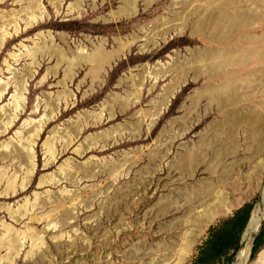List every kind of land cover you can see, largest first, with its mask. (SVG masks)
Returning a JSON list of instances; mask_svg holds the SVG:
<instances>
[{
	"label": "rangeland",
	"instance_id": "obj_1",
	"mask_svg": "<svg viewBox=\"0 0 264 264\" xmlns=\"http://www.w3.org/2000/svg\"><path fill=\"white\" fill-rule=\"evenodd\" d=\"M122 1L63 0L57 12L52 0H41L46 19L27 28L26 21L37 0H0V29L12 32V20L20 26L19 35L7 38L0 48V83L10 80L0 99V126L6 125L8 112L16 115L0 134V144L8 142V148H0V153L20 147L23 133L33 132V128L38 131L31 147L35 159L29 163L36 168L30 169L33 173L24 190L10 193L5 188L6 179L15 173L18 187L29 164L25 166L14 159L13 153L0 160V168L6 167L0 183V206L16 210L28 202L22 218L16 221L1 209L0 221L17 236L31 229L11 264H176L188 246L189 254L182 259V264H187L211 225L249 205L251 214L262 200L264 133L248 151L245 143L253 128L242 123L233 127L240 145L237 155L223 148L229 132L224 127L226 115L232 109L243 113L254 109L260 119L264 118V56L249 54L252 59L248 56L240 65L222 59L225 63L220 65L223 67H219L217 78L213 72L210 74V62L215 59L211 57L213 51L227 47L223 38L230 48L233 45L229 42L244 34H264V0H240L242 9L255 16V25L252 22L238 29L229 24L224 31L210 26L207 13L211 0H137L132 3L137 8L135 14L111 17V11L118 10ZM62 34H66L65 40L60 38ZM131 34L138 35V40L103 74V81L99 70L90 69L94 65L91 60L77 67L75 77L68 76V58L77 55L78 49L91 53L100 40L106 39L102 51H109L120 45L118 37L125 46ZM21 42L35 53L25 54ZM263 43L258 40L255 45H247L263 50ZM10 52L24 54L14 58ZM143 66L147 72L160 67L168 72L156 83L155 73L150 77L145 72L139 87L138 74L143 72ZM229 74L238 79L237 94L243 99L219 113L218 94L214 92ZM20 76L26 81L18 94L20 98H15L12 95H17ZM121 78H125L123 83H119ZM176 81L182 86L154 123L153 116L143 115L141 110L155 111L167 86L176 85ZM138 89L142 93L140 102L134 97ZM109 94H116L118 99L111 101ZM106 99L108 104L100 121L99 106ZM14 100L18 109L12 108ZM69 138L72 144L66 147ZM47 141H51L56 157L48 165L51 154ZM257 141L263 143L262 148ZM80 148L84 150L82 154L77 152ZM49 175L59 176L60 182L40 186L41 178ZM36 194L41 198L35 200ZM57 200H63L64 205L58 206ZM221 201L229 204L231 212L225 211ZM214 210L216 217L206 224L205 216ZM67 213L73 217L69 221ZM63 221L68 222L64 228ZM263 227L264 219L253 235L251 254ZM59 228L64 236L54 238ZM35 233L42 235L44 243ZM32 235L34 245L41 246L39 250L36 246L34 256L27 258ZM0 236H7L1 225ZM263 248L251 256L248 264H261L258 255ZM6 253L3 249L0 256Z\"/></svg>",
	"mask_w": 264,
	"mask_h": 264
},
{
	"label": "bare ground",
	"instance_id": "obj_2",
	"mask_svg": "<svg viewBox=\"0 0 264 264\" xmlns=\"http://www.w3.org/2000/svg\"><path fill=\"white\" fill-rule=\"evenodd\" d=\"M2 1L4 2L5 0H2ZM52 1H53V4L55 5L56 11L60 12L63 0H52ZM136 1L137 0H123L122 5L119 7L118 10H112L111 11V13H110L111 17L119 18L121 16H129V15L135 14L137 11V8L133 4H135ZM151 1H153V0H150L149 3ZM130 4H132L133 6L129 7ZM258 4H259V2H258ZM193 5L196 6V9L199 8L198 6H200V5H197L195 3ZM238 7H240L241 9H236ZM32 8H34V9H32V11L29 14L30 19L28 21H26V27L27 28L34 27V26L38 25L39 21H44L47 17V14L45 13V7L43 6L41 0H37V4H34L32 6ZM201 9H203V8H201ZM204 11H205V9H204ZM190 13H192V12L190 11ZM204 13L206 14L207 11ZM207 14L209 16L208 18H210V24H211L210 26L213 25V29L220 27V29L223 31L227 28V26L229 24H230V26L234 25V27L236 26V28L239 29V26L245 27V25L251 24L252 22L254 24L256 22L255 16H252L251 12L249 10L244 11L242 9L241 4H240V0H211L210 1V9L208 10ZM184 15H187V14H184ZM197 15H198V13H197ZM180 19H181V17H180ZM186 19H188V18H186ZM205 22H207V21H205ZM200 25H201V22H200ZM12 26H13L12 32L6 31L5 29H0V48L5 44V42L7 41V38H9L13 35L14 36L19 35L20 26H18V24L15 20H12ZM184 26H182V27H184ZM200 29H203V28L201 27ZM21 30H22V28H21ZM181 30H182V28H181ZM193 30L196 31L195 28H193ZM218 33H217V35H218ZM224 33L228 34V32H224ZM49 34L51 35L52 38L54 37L51 33H49ZM219 36H220V34H219ZM215 37H216V35H215ZM60 38L65 40L66 34L60 35ZM219 38H221V37H219ZM117 39H118L120 45L118 46V48H114V49L109 50V51H102L104 45L106 44V39L100 40L99 44L98 45L96 44V46H95L96 49L91 53H88L87 51L83 50L82 48L78 49L79 51H78L77 55H74L72 58H68V62H69L68 73H67L68 76L71 79L73 77H75L77 74V71H76L77 67L82 66L84 64L83 61H90L91 60V61H94V65L90 69L91 70H93V69L99 70V72H101V74H102L100 81H103V74H105L118 60H120L125 55L126 51L131 48L132 44L138 40V35L131 34L130 40L128 41V43L125 46L123 45L122 38L118 37ZM216 40H218V39H216ZM258 40L264 42V34L262 36H257V35L250 36L248 34H244V35L240 36L239 38H236L235 42H229V45H233L232 47L229 48L228 44L225 43V38H223L222 41L225 44V46L227 45V47H225L223 49L216 48L218 50H216L215 52L213 51L211 57L215 58V59H212L213 62L210 59V61H211L210 62L211 63L210 64L211 65L210 74H212V72H213V76L216 78L218 77V75L220 74L218 72H221L220 68H222L224 66L223 64L225 63V62L222 63L223 62L222 59H226L227 61L231 60L230 62H236L237 64L240 65V64H244L243 62H245V61H243V60L246 57H248L249 54H252L255 57H260V58L263 57L264 56V43L261 45V48H263V50H258V49L252 48L253 45H255L254 43ZM218 42H219V40H218ZM247 43L253 44V45H251L252 47L247 45ZM21 46L26 48L25 54L33 55L35 53V50L32 51L27 45H25L22 42H21ZM190 50H191V52L194 53V50H192V49H190ZM209 52H211V51H209ZM22 54H24V52L18 53V54L15 52L9 53V55L11 57H14V58H18ZM208 55L209 54L207 53V56ZM251 56H249V58ZM62 58H64V57H62ZM250 59H252V57ZM227 61H226V63H227ZM246 62H249V61H246ZM34 63H37V61H33V64ZM160 63H161L160 60L157 61L158 65H160ZM221 64L223 65L222 67L220 66ZM227 64H226V67L228 66ZM229 64H231V63H229ZM232 65H235V64L233 63ZM146 66H148V65H146ZM146 66H143L141 68V69H143V72L138 74L139 75V82H138L139 87H140V85H143V83H144V80H145L144 73L147 72ZM156 67H158V66H156ZM7 68H9L8 64H7ZM32 68L33 67H31L30 72H29L30 77L32 76ZM163 69H162V67H160L159 69L155 68V70H152V71L148 70L147 73H149V74H147V75L150 76V74H151L150 77H152L153 72L155 73L153 77H155L156 79H154L153 83H156L158 80H160L162 78V76H164L168 72V70H163ZM229 69H231V68H229ZM34 71H35V69H34ZM0 81H1V78H0ZM25 81H26L25 77L20 76L19 80L16 82V84L18 85V88L17 89L15 88L17 95H12L13 97L16 98L18 96L20 98V95H21L20 92L24 88L23 86H24ZM124 81H125V78H121L119 80V83H123ZM9 83H10V80H6V81H3L2 83H0V99H2L4 97L7 85ZM62 83L65 84L66 81H63ZM176 83H177V81L175 82V84ZM211 83H213V82H211ZM237 83H238V79L236 77L232 76V74L231 75L229 74L228 76H226L225 78L222 79V84H218V85H220L218 90H217L218 93L214 92V94L215 93L218 94V96H216L218 103L216 100L215 101H216L217 105H219L218 109L216 108V110H218L219 113L227 107H233L234 104L240 103V101L243 99V97L241 95L237 94V89L239 87ZM214 84H215L214 85L215 87H218V86H216V83H214ZM181 86L182 85L178 84V83L172 87L167 86V90L165 91L166 93H164L162 101L160 100L157 103L156 110L155 111H144L142 109L141 111H142L143 115L151 114L153 116V122L155 123L159 114H161L163 111H165V109L167 108V106L169 105V103L171 101V98L174 96V93L176 92V90H179ZM154 87H155V84H153L149 88L150 92L154 89ZM209 90H210V88H209ZM18 94H20V95H18ZM141 94H140V89H138L134 93V97L137 100L136 102L141 101ZM22 98H24V97H22ZM108 98L111 101H116L118 99V96L116 94H109ZM127 98H129V97H127ZM124 102H125V100H124ZM22 103H24V102H22ZM107 104H108V102L106 99L102 103L103 106H99L101 109L99 112V114H101L99 117L100 121H102V114H103V111H104ZM213 104H214V102H213ZM12 105H11L12 108L17 107V104H15V100H14V103H12ZM122 106H124V105H122ZM125 107L126 106H124L123 109ZM16 109H18V107ZM3 111H4V113H6L7 109H5V107H4ZM85 113L87 116L89 115L88 112H85ZM226 116L227 117H226V122L224 124V127L226 129H228L229 132L227 133L228 135H226V145L224 146L223 150L224 151L226 150L227 153L230 151L232 153V150H233V154L237 153V151L240 148V145L236 142L237 133L235 132L233 127L234 126L240 127L242 123H246L248 126L253 128V130L251 132H249L248 140H246V143H245L246 150L251 151L252 147H253V142L254 141L256 142V138L259 135L264 133V118L260 119L259 114L257 112H255L254 109H248L245 113H243V110L239 112L238 110L233 111V109H232L231 113L227 114ZM15 117H16V115H12V113L8 112L7 123H6V125H4V127L0 126V134L4 133L8 129L7 124L8 125L12 124V122H14ZM257 119H258V122L256 121ZM219 130H220V128L216 129V131H219ZM214 132H215V130H214ZM28 133H30V134H28ZM16 134H17V132H16ZM18 134H19V132H18ZM62 136L65 137V135H62ZM36 137H38V131L36 132V128L35 129L33 128V132H32V130H30V132L23 133V137H21V139L24 141V143L20 147L13 146V148L10 150L9 153H6V152L4 153V151H2L0 153V160H6L9 157V154L13 153L14 159L16 158L17 161H22L24 165L26 163L32 164L33 163L32 158H34L35 156H34V154H31L32 153L31 147L34 144V138H36ZM215 137H217V136H215ZM215 140H217V139L215 138ZM257 143H258V145H261V144L263 145V143H261L260 141H257ZM71 144H72V139L69 138L67 141L66 147H69ZM206 144H208V143L206 142ZM45 145L48 148V153L51 154V158L48 160L50 163H46V164L47 165L52 164L56 160L54 148L52 146L51 141H47ZM210 145H211V143H210ZM262 145H261V148H262ZM0 148L7 149L8 148V142L0 144ZM77 152L82 154L84 152V150L82 151L80 148V149H77ZM196 154H198V153H196ZM30 164H29V167H25V169H29V171L25 172L27 174H25V177L22 178L18 187L16 186L15 173H13L10 177H8L6 179V187L5 188L8 189L10 191V193L16 194L19 190L22 191L26 188V186H28V184L30 183V177L32 176V173H33V172L31 173L30 169H32V171H33V169L36 168L35 165H34L35 167L33 168V166ZM25 166H27V165H25ZM30 166H32V168ZM4 169L6 171V167L0 168V183L3 180V177L6 175V173L3 172ZM60 172L61 173L64 172L63 164L60 166ZM30 174H31V176H30ZM60 180H61L60 177L57 175L44 176L41 178L39 185L40 186L45 185V184L50 183V182L57 184L60 182ZM212 194H214V192H212ZM212 194H210V196ZM39 196H40L39 194H36L35 200H37L38 198H41ZM53 203H54V201H53ZM64 203L65 202L63 200H57L58 206H62V205H64ZM221 203H222V205H224V209L226 212L231 211L229 204L224 203L223 201H221ZM26 204H28V202H25L24 205H19L16 210H12V208H10L8 206H2V207L0 206V210L4 209L10 215V217H13L17 221L26 214V208H25ZM216 213H217V210L216 211L214 210V211H212V213L205 216V223L206 224L211 223L214 220V218L216 217ZM16 215H18V217H15ZM67 217H68V219H67L68 221L73 218L69 213H67ZM263 219H264V191L262 194V200L255 206L254 210H252V212L250 214L248 225H247V227H246V229L242 235V244L243 245L238 250V252L236 254V259H235V261H233L232 264H248L249 263L250 258H251L252 238H253V235H255V233L260 230L262 223H263ZM0 225L3 228L5 234H7V236H8V237L7 236L6 237L0 236V252L3 249L7 252L5 255L0 256V262L2 261V263L5 262V264H11V262L13 261V257H17L20 249L23 247L24 242L22 240L26 237V235L31 233V229L29 228L28 232H26V231L19 232L21 234H20V236H17L18 234L16 232H14V230L9 225H6L3 221H0ZM67 225H68L67 221L62 222V228L66 227ZM62 228H59L58 232H54V234H53L54 238H59V237L64 236V232H63ZM195 232L197 233V235L200 234L198 228L195 229ZM35 235L37 236V239L41 240L40 243H44L42 235L39 236V233H35ZM195 237L196 236L190 237L189 243H192L194 241ZM5 239H7V240H5ZM31 239H32L31 249L25 253V257H27V258H32L34 256V253H35V250H34L35 247L37 246V250H39V247L41 246L40 244L34 245L35 240H34L33 235L31 237ZM188 254H189V248H188V246H186L184 251H183L181 258L179 259V261L176 262V264H182V259L185 256H187ZM258 261H259V263L264 264V248L260 251V253L258 255Z\"/></svg>",
	"mask_w": 264,
	"mask_h": 264
},
{
	"label": "crops",
	"instance_id": "obj_3",
	"mask_svg": "<svg viewBox=\"0 0 264 264\" xmlns=\"http://www.w3.org/2000/svg\"><path fill=\"white\" fill-rule=\"evenodd\" d=\"M242 218V212L237 211L232 217L211 225L187 264H229L236 248L242 246V235L247 225Z\"/></svg>",
	"mask_w": 264,
	"mask_h": 264
},
{
	"label": "trees",
	"instance_id": "obj_4",
	"mask_svg": "<svg viewBox=\"0 0 264 264\" xmlns=\"http://www.w3.org/2000/svg\"><path fill=\"white\" fill-rule=\"evenodd\" d=\"M251 209H252V206L249 205V206H247V207H245L239 211V212H242V216H243L242 221L245 225L247 224V222L249 220V215H250ZM263 246H264V227H263L262 232L255 239V245H253V247H252L251 256H255ZM239 249H240V246H238L236 248L234 254L231 256L229 264H231L233 262V260H234Z\"/></svg>",
	"mask_w": 264,
	"mask_h": 264
},
{
	"label": "water",
	"instance_id": "obj_5",
	"mask_svg": "<svg viewBox=\"0 0 264 264\" xmlns=\"http://www.w3.org/2000/svg\"><path fill=\"white\" fill-rule=\"evenodd\" d=\"M248 222H249V220H248ZM247 225H248V223H247ZM247 225H246V227H247ZM256 239V238H255ZM241 243H242V240H241Z\"/></svg>",
	"mask_w": 264,
	"mask_h": 264
}]
</instances>
